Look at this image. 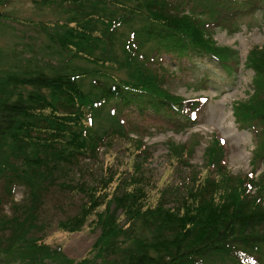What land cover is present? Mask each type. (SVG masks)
Listing matches in <instances>:
<instances>
[{
    "label": "trees",
    "instance_id": "obj_1",
    "mask_svg": "<svg viewBox=\"0 0 264 264\" xmlns=\"http://www.w3.org/2000/svg\"><path fill=\"white\" fill-rule=\"evenodd\" d=\"M11 1L0 0V28L16 22L44 39L17 35L12 52L0 50V264H264V46L247 57L255 93L234 106L239 128L256 132L250 172L231 173L214 138L202 172L175 181V152L190 168L195 148L171 144L174 173L153 177L149 147L128 137L125 117L151 110L194 124L205 98L172 93L161 56L237 70L238 53L212 29L245 3L187 0L186 11L175 0H42L36 7L59 17L37 22L3 12ZM120 138L132 140V163L86 164ZM53 229L96 238L76 260L49 241Z\"/></svg>",
    "mask_w": 264,
    "mask_h": 264
},
{
    "label": "rangeland",
    "instance_id": "obj_2",
    "mask_svg": "<svg viewBox=\"0 0 264 264\" xmlns=\"http://www.w3.org/2000/svg\"><path fill=\"white\" fill-rule=\"evenodd\" d=\"M34 1L42 0H12L8 7H2V11L21 21L58 20L59 16L53 12L52 8L40 9L36 7ZM237 1V5L245 3L243 7H240L237 20L232 21L231 25L222 24L212 29V36L218 46L230 47L238 53L237 70L231 71L216 65L217 63L208 58L198 56L194 62L178 60L176 57L174 59L167 55L161 56L159 64L165 67L166 87L172 93L184 99L205 98L196 122L189 124L185 119L176 115L166 116L156 114L151 110L143 116L136 110L125 113L127 122L130 124L128 137L135 141L142 139L149 147L151 156L147 167L153 177L159 179L169 171L173 173L175 171V181L179 182L191 170L202 172L207 166L206 151L213 145L214 138L224 142L225 160L228 169L234 175L246 174L256 165L253 163L257 150L256 132L239 128L234 116V106L239 102L247 101L255 93L256 73L247 66V57L253 49L264 46V0ZM179 3L186 11L192 9V3H188L187 0H175V4ZM198 9L200 11V8ZM6 25L0 28L2 53L9 54L15 49V43L18 41L17 35L25 36V39L21 40L23 43H35V45H40L44 39L33 28L11 21ZM19 47L23 48V46H18V50ZM131 143L130 139H116L109 153H104L107 147H102L101 163L87 162L86 164L89 163L91 169L101 172L102 164L104 166L106 163L113 164L118 157L124 164L132 163L131 150H128ZM171 144H175V148L182 144H190L191 148H195V154L189 159L190 168L177 163L176 152L175 170L173 171V165L169 166L171 160H174L173 153L170 152ZM83 178H85L84 174ZM22 197L23 190L19 189L14 196L15 201H21ZM5 210L9 214L10 205H7ZM50 236L49 241L54 245L62 246L66 255L76 260L85 256L96 238L89 231L67 234L56 229L50 232Z\"/></svg>",
    "mask_w": 264,
    "mask_h": 264
}]
</instances>
